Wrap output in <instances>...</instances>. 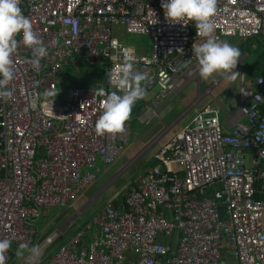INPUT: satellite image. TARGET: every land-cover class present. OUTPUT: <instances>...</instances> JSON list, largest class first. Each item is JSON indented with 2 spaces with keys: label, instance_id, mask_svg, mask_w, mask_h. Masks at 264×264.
Masks as SVG:
<instances>
[{
  "label": "built area",
  "instance_id": "obj_1",
  "mask_svg": "<svg viewBox=\"0 0 264 264\" xmlns=\"http://www.w3.org/2000/svg\"><path fill=\"white\" fill-rule=\"evenodd\" d=\"M19 6L48 55L36 71L31 49L20 43L8 86L13 96L0 99V239L12 241L5 264L14 259L13 245L35 242L34 223L45 210L79 196L96 179L98 162L114 163L128 144L129 120L118 134L95 133L105 97L79 86L62 94L65 66L104 64L108 73L131 56L134 70L149 77L142 100L158 87L153 103L159 106L198 77L192 46L203 41L193 22L171 25L161 0H20ZM212 21L218 41L264 42V0H217ZM119 22L128 33L152 38L151 56H139L113 35ZM99 87L112 90L108 77ZM196 109L183 138L168 146L170 156L95 217L98 239L84 245L80 232L48 264H264V73L256 78L253 104H240L231 132L223 129L221 106ZM58 236L47 237L30 263L41 264Z\"/></svg>",
  "mask_w": 264,
  "mask_h": 264
},
{
  "label": "rangeland",
  "instance_id": "obj_2",
  "mask_svg": "<svg viewBox=\"0 0 264 264\" xmlns=\"http://www.w3.org/2000/svg\"><path fill=\"white\" fill-rule=\"evenodd\" d=\"M112 30L115 37L128 48L136 49L139 56H151L152 38L150 36L128 33L122 22L114 23ZM224 41L238 47L243 52L242 55L247 56L246 62H241L242 69L239 67L235 69L238 75H241L242 70V74L249 73L256 77L264 66V44L262 41L258 38L242 40L235 37L224 38ZM250 62L251 64H249ZM105 68L104 64L81 63L78 68L67 65L61 86L63 88L67 83L72 87L74 86L73 80L81 76L82 78L78 80L83 82V86L88 85V80L95 83L100 80V74ZM83 76L85 77L83 78ZM217 76L214 75L208 80H202L199 75L193 77L196 79L191 78V81L177 95L170 97L168 101L164 100L159 106H155L153 100L160 89L156 87L154 91L147 94L146 110L139 118L131 116L129 119L131 129L123 154L112 164H104L99 161L100 170L91 185L73 200L45 210L42 216L35 221L37 235L35 242L28 245L29 248L35 247L37 252H42L41 246L46 238L55 232L59 235L58 239L45 249L44 255L38 263L48 264L60 244L71 243L80 232H85L86 235L84 245L88 246L90 242L98 239L100 230L94 219L106 205L108 194L110 193L111 197L125 195L128 191V183L134 181L137 176L154 165V154L156 155L165 146H170L175 136L183 138L182 127L191 120L195 107L204 98V95L199 96L198 90L207 89V86L213 83ZM149 116L150 118H148ZM95 195L98 196L89 204L88 202ZM168 215L171 217L170 212ZM88 227L91 229H87ZM171 240L176 248L180 240L178 231L174 233ZM221 244L227 248L225 240H222ZM18 246L13 245L14 259L11 264H31L30 259L29 262L27 259L29 256L31 257L32 253L25 250L22 256H17ZM229 264H233L231 260H229Z\"/></svg>",
  "mask_w": 264,
  "mask_h": 264
},
{
  "label": "clouds",
  "instance_id": "obj_3",
  "mask_svg": "<svg viewBox=\"0 0 264 264\" xmlns=\"http://www.w3.org/2000/svg\"><path fill=\"white\" fill-rule=\"evenodd\" d=\"M20 0H0V99H11L13 93L9 84L15 79V69L12 56L20 43L32 51L31 64L36 71L41 68V59L48 55L47 46L33 31L30 19L20 8ZM164 15L171 25L185 24L190 21L195 24L196 34L202 37L201 43L192 46L193 55L197 61L198 75L202 80L218 75L230 81L237 79L235 71L241 56L238 47L218 41L214 36L212 17L217 12V0H161ZM19 37V39H17ZM121 67L107 73L111 91L104 87L93 88V94L105 97L103 111L95 123L97 136L118 134L131 117L136 102L146 95L144 82L149 79L146 73L135 71L131 56L125 55ZM43 96H51L47 90ZM12 246L10 239H0V264H5L6 254ZM27 250L32 254L35 247L29 248L20 244L16 252L22 256Z\"/></svg>",
  "mask_w": 264,
  "mask_h": 264
},
{
  "label": "crops",
  "instance_id": "obj_4",
  "mask_svg": "<svg viewBox=\"0 0 264 264\" xmlns=\"http://www.w3.org/2000/svg\"><path fill=\"white\" fill-rule=\"evenodd\" d=\"M236 38V37H235ZM262 41V40H261ZM262 43L264 44V42L262 41ZM136 50V49H135ZM138 53V51H137ZM241 58L239 59L240 61V65L237 66L240 69H242V64L241 62H246L247 60V56H243L241 52ZM248 64V63H247ZM251 64V62L249 63ZM248 64V66H249ZM264 73V66L262 68V70L260 71V73L255 77L254 75H250L249 73L246 74H242V70H241V75L237 76V79L235 81H230L229 79H227L226 77H222L221 81L219 82V84L213 88V93L212 96L208 95L207 93V89L213 84L211 83L209 86H207V89L203 90V89H199L198 90V94L200 95H204V98L200 101V103L197 105V110L201 109H206L208 107H218L221 106L223 108V111L221 113V122H222V126L225 127L224 130L226 132H231L233 129V124L235 121H238L240 118V115L238 113L239 110V106L240 104H242L243 106H251L253 104V92L255 90V81L256 78L259 77L260 75H262ZM85 76H83L84 78ZM100 80H98L97 82H91L88 79V85L87 86H83V82L81 80H78L79 78L81 79V77L75 78L73 80V85L74 86H79V87H84V88H94L96 87L98 84H102V85H106L107 84V73L104 70L103 73L100 74ZM220 76H217V79H219ZM214 80V81H215ZM213 81V82H214ZM65 86L62 89V94L64 95L66 90L68 88H70L71 86H69L67 83L64 84ZM73 87V86H72ZM155 99V98H154ZM168 101V100H167ZM139 103L140 104V112L139 115H137L136 117L139 118L144 110H146V100H139L136 102V104ZM167 103V102H165ZM164 103V104H165ZM169 103V102H168ZM163 104V106H164ZM168 105V104H167ZM162 106V105H161ZM162 106V107H163ZM137 106H134L133 108H136ZM150 118V116L148 117ZM141 121V120H140ZM142 122V121H141ZM176 137V136H175ZM166 147V146H165ZM164 147V148H165ZM125 150V149H124ZM163 150V149H162ZM161 150V151H162ZM159 151L156 155H153V158L155 159L156 156L161 152ZM123 154V153H122ZM101 162V161H100ZM159 163V162H158ZM158 163H154V165L150 166L148 169H146L143 173L149 171L150 169H152L153 166H155ZM140 176V175H139ZM137 176L134 181L139 177ZM134 181H130V183H128V191L130 189V187H132V183ZM91 185V184H90ZM127 191V192H128ZM110 194V193H109ZM108 194V200L106 201V205H108L111 202L114 203H119L122 202L127 193L123 196H119V195H114L113 197H111ZM98 195H95V197H93L88 203L91 204L94 199L97 197ZM123 198V199H122ZM81 199V198H80ZM88 204V205H89ZM105 205V206H106ZM103 206V207H105ZM48 210V209H47ZM54 234V233H53ZM51 236V235H50ZM86 236V235H85ZM49 237V236H48ZM29 259V257H28ZM27 259V260H28ZM26 262V259H25ZM43 264V263H41Z\"/></svg>",
  "mask_w": 264,
  "mask_h": 264
},
{
  "label": "trees",
  "instance_id": "obj_5",
  "mask_svg": "<svg viewBox=\"0 0 264 264\" xmlns=\"http://www.w3.org/2000/svg\"><path fill=\"white\" fill-rule=\"evenodd\" d=\"M135 106H137L136 108H133V110H132V114H131V116H134V117H136L137 115H139V112H140V110H141V108H140V104L139 103H137V104H135ZM180 138L178 137V136H176L173 140H172V142H175V141H178ZM168 156H170V151H169V147H168V145L165 147V148H163V150L156 156V158L154 159V163H158V162H162L165 158H167ZM176 168L175 167H172L171 169H170V171H174ZM261 198H263V196H260ZM123 199V198H122ZM64 243H62V244H60V246L59 247H61L62 245H63ZM13 257H14V254H13Z\"/></svg>",
  "mask_w": 264,
  "mask_h": 264
}]
</instances>
